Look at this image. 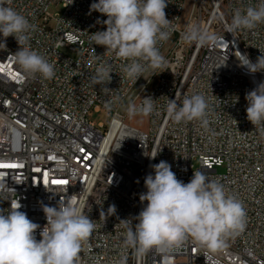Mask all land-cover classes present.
I'll list each match as a JSON object with an SVG mask.
<instances>
[{
	"label": "built area",
	"instance_id": "obj_1",
	"mask_svg": "<svg viewBox=\"0 0 264 264\" xmlns=\"http://www.w3.org/2000/svg\"><path fill=\"white\" fill-rule=\"evenodd\" d=\"M52 1L11 0L9 5L36 25L27 44L55 66V76L26 77L11 55L19 45L7 38L6 49L0 50V164L17 167L0 169V182L15 190L0 194V208L19 201L20 211L43 227V205L83 201L96 228L79 264H264V135L247 120L245 99L264 81V72L248 73L235 56L240 51L255 62L264 53V23L234 34L225 28L236 9L260 0H168L165 13L172 30L158 44L166 63L149 68L135 84L122 72L125 61L90 41L91 33L106 30L96 21L107 17L90 13L98 0H60L64 11L57 18L48 11ZM191 25L207 28L217 42H185L183 34ZM103 64L112 71L105 85L109 90L90 82ZM196 93L209 103L206 127L198 120L168 117L169 99L182 105ZM146 97L155 99V111L147 116V130H141L129 124L127 107L139 106ZM91 111L106 112L107 124L95 126ZM161 160L184 183L195 171L221 182L244 205V232L216 252L191 239L170 253L151 250L138 256L125 247L120 220L135 217L146 205L139 200L147 191L144 179ZM112 204L116 214L100 216Z\"/></svg>",
	"mask_w": 264,
	"mask_h": 264
},
{
	"label": "clouds",
	"instance_id": "obj_2",
	"mask_svg": "<svg viewBox=\"0 0 264 264\" xmlns=\"http://www.w3.org/2000/svg\"><path fill=\"white\" fill-rule=\"evenodd\" d=\"M10 4L11 0H0V36L3 37L0 50L6 49L9 36L14 37L19 48L11 55L19 70L26 77L39 75L44 80H51L55 76V66L27 44L36 25ZM167 5L168 0H98L90 5V13L96 11L107 17L103 21L97 19L96 23L105 25L106 30L91 33L90 41L103 46L104 53H113L125 61L122 72L134 84L149 68H161L166 63L158 44L168 40L172 30L171 21L166 18ZM262 23L264 0L243 11L236 9L225 28L234 34L253 30ZM183 39L207 46L215 44L218 37L207 28L191 25ZM235 56L248 73L264 72V53L255 62L240 51ZM111 73L110 65L103 64L90 82L109 90L105 85L111 81ZM245 99L247 120L264 135V81L247 92ZM154 100L146 97L139 106L129 104V118L153 114ZM166 112L175 122L198 120L206 127L209 103L203 94L196 93L186 96L182 105H178L176 99H169ZM151 168L154 174H148L144 179L147 191L139 195L140 202H147L146 205L135 217L120 220L126 228L124 246L132 248L136 255L142 256L151 250L170 253L189 239L216 252L226 248L230 238L244 232L247 223L244 205L221 182L203 171H195L190 181L184 183L163 160ZM13 191L0 182V194ZM20 208L19 201H10L7 209L0 208V264H79L83 245L96 228L95 220L85 214L83 201L60 200L57 206L43 205L47 221L43 227L30 220ZM115 214L114 204L109 205L107 211H100V216L106 218ZM38 229L39 240L36 237Z\"/></svg>",
	"mask_w": 264,
	"mask_h": 264
},
{
	"label": "rangeland",
	"instance_id": "obj_3",
	"mask_svg": "<svg viewBox=\"0 0 264 264\" xmlns=\"http://www.w3.org/2000/svg\"><path fill=\"white\" fill-rule=\"evenodd\" d=\"M48 11L54 18L59 17L64 11L63 3L60 0L52 1L51 5L49 6ZM63 52L67 55H71V53L66 49L63 50ZM108 119H109L108 114L104 111H100V112L91 111L89 114V120L95 126H98L101 123L106 125ZM129 124L135 128L141 129V130H147L148 125H149V120L147 117L137 115L135 117H132L129 120ZM194 166H195V169H198L197 161H194ZM218 172L221 174L224 172V170L221 168L218 170Z\"/></svg>",
	"mask_w": 264,
	"mask_h": 264
},
{
	"label": "snow or ice",
	"instance_id": "obj_4",
	"mask_svg": "<svg viewBox=\"0 0 264 264\" xmlns=\"http://www.w3.org/2000/svg\"><path fill=\"white\" fill-rule=\"evenodd\" d=\"M83 151V150H82ZM17 167L16 165H6V164H0V169H5V168H15ZM53 183L55 184H64L66 183V181H63V180H56V181H53Z\"/></svg>",
	"mask_w": 264,
	"mask_h": 264
}]
</instances>
